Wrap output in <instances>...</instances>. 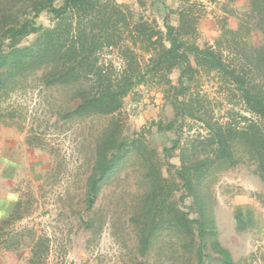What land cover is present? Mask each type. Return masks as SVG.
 Listing matches in <instances>:
<instances>
[{
    "label": "trees",
    "instance_id": "1",
    "mask_svg": "<svg viewBox=\"0 0 264 264\" xmlns=\"http://www.w3.org/2000/svg\"><path fill=\"white\" fill-rule=\"evenodd\" d=\"M247 1L249 11L236 29L221 25L213 43L200 46L190 41L198 15L191 6L178 9L177 24H170L172 10L163 5L166 13L160 27L116 0H0L2 97H9L34 73L37 85L57 90L64 104L73 103L62 115L73 119L119 111L124 97L140 84L162 87L173 115L166 123L154 124L156 130L175 135L161 150L170 177L163 175L159 157L142 132L122 135L113 124L95 138L86 180L89 208L102 185L128 161L139 166L140 189L130 213L141 254L149 251L159 231L168 230L182 237L181 248L194 246L197 264H234L214 238L207 188L215 173L247 160L264 180V0ZM43 12L48 25L40 20ZM254 30L260 33V43L249 40ZM29 35L31 42L21 45ZM112 52L120 59L117 65L107 56ZM173 70L178 71L175 83L169 78ZM202 75H211L218 99L231 103L223 120L196 115L193 92ZM234 100L239 110L233 107ZM185 119L200 121L205 134L180 139ZM174 152L178 165L168 161ZM175 191L181 192L178 199ZM185 198H190L189 209L196 210L197 218L178 207ZM208 246L211 250L206 252ZM35 252L34 248L32 256Z\"/></svg>",
    "mask_w": 264,
    "mask_h": 264
},
{
    "label": "rangeland",
    "instance_id": "2",
    "mask_svg": "<svg viewBox=\"0 0 264 264\" xmlns=\"http://www.w3.org/2000/svg\"><path fill=\"white\" fill-rule=\"evenodd\" d=\"M130 6L135 15L156 20L162 27L168 6L170 24H177V10L185 6L197 13L195 31L190 41L197 45L212 44L221 25L236 29L249 11L247 0H116ZM188 1V2H187ZM44 25L50 24L41 13ZM33 35L25 37L26 45ZM249 40L260 43L257 31ZM116 65V52L107 54ZM38 73V72H36ZM178 71L169 78L176 82ZM36 75L28 76L9 97L0 95V154L6 148L28 149L19 163L20 180L8 199L13 206L0 224V248L5 249L7 264H197L193 247L181 248V238L168 230L159 231L153 245L144 254L137 250L136 224L130 210L139 193L137 178L141 169L128 161L102 185L96 200L86 207V180L94 156V141L98 132L115 124L122 135L142 132L146 144L159 157L164 176L170 177L161 156L164 146H170L174 133L156 130L155 121L166 123L173 110L164 103L160 85L140 84L123 99L121 109L108 115L66 119L62 117L72 104H64L55 89L41 88ZM212 76H197L194 97L196 115L215 116L223 120L226 102L218 99ZM218 99L215 103L212 100ZM208 100L211 101L209 105ZM235 110L240 106L233 101ZM200 121L185 119L178 135L183 141L198 133L205 134ZM17 145V146H16ZM177 152L168 161L178 165ZM208 184L212 202L208 211L214 225V238L230 253L234 264H264V180L250 160L215 173ZM180 191L173 197L178 199ZM190 198L181 206L190 218H197L189 209ZM85 222V223H84ZM90 224L89 226L85 224ZM180 244V245H179ZM34 248L37 250L33 255ZM188 250L190 252H188ZM211 247L208 246L206 252ZM33 260V263L30 262Z\"/></svg>",
    "mask_w": 264,
    "mask_h": 264
},
{
    "label": "crops",
    "instance_id": "3",
    "mask_svg": "<svg viewBox=\"0 0 264 264\" xmlns=\"http://www.w3.org/2000/svg\"><path fill=\"white\" fill-rule=\"evenodd\" d=\"M24 151L27 152L28 149L18 145V148L9 147L3 150V155L5 154V157H1L0 154V224L2 220L10 214L13 207L8 206V199L16 197L13 187H15L16 183L20 180V176L18 175L20 170L19 163L22 161L23 155L25 154ZM0 264H7L5 249L1 248Z\"/></svg>",
    "mask_w": 264,
    "mask_h": 264
}]
</instances>
